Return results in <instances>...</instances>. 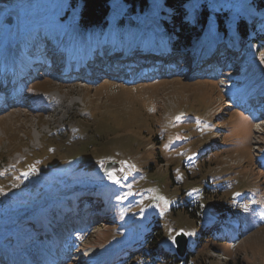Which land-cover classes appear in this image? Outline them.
Instances as JSON below:
<instances>
[{
	"label": "rangeland",
	"instance_id": "374dc122",
	"mask_svg": "<svg viewBox=\"0 0 264 264\" xmlns=\"http://www.w3.org/2000/svg\"><path fill=\"white\" fill-rule=\"evenodd\" d=\"M203 5L208 13L202 29L193 17ZM80 7L81 0H0V234H20L14 237L23 242L17 251H38L42 244L26 243L40 239L63 254L62 241L75 237L72 241L86 251L90 264H112L119 234H135L157 219L164 245L174 250V236L180 232L189 246L199 244L189 264H264V122L255 124L264 116V97L253 105L247 97L245 110L251 111L242 114L225 92L251 85L264 89L263 35L259 43H246L235 65L218 57L207 79L185 78L187 71L130 85L131 72L111 77L94 65H106L108 49L131 46L137 36L153 45L163 37L170 26L164 30L162 0H146L144 13H132L124 0H111L104 31L79 30ZM255 7L256 0H190L186 19L209 42L232 46L228 39L235 37L237 22L264 13ZM217 16L224 20V33L215 34ZM90 41L97 50L90 49ZM83 57L88 67L94 65L79 77L93 75L91 84L60 72ZM219 62L224 66L215 67ZM115 66L104 67L116 72ZM193 67L188 65L189 70ZM217 70L222 73L218 80L213 79ZM40 101L47 112L37 110ZM108 170L115 172L118 184L107 178ZM79 177L91 181L80 182ZM62 178L76 181L67 194L60 186ZM210 184L221 186L215 187L220 191L206 198L203 189ZM84 185L95 187L88 193L102 191L100 199L80 200ZM34 188L39 193L35 201L41 204L20 221L14 214L9 218L18 208L14 197L27 196ZM188 200L201 205L200 219L183 207ZM223 208L229 222L221 227L247 224L249 231L233 244L221 239L197 242L196 233ZM47 232L57 237L48 241ZM61 232L63 237L58 236ZM73 260L68 264H81L79 258Z\"/></svg>",
	"mask_w": 264,
	"mask_h": 264
},
{
	"label": "trees",
	"instance_id": "16d2710c",
	"mask_svg": "<svg viewBox=\"0 0 264 264\" xmlns=\"http://www.w3.org/2000/svg\"><path fill=\"white\" fill-rule=\"evenodd\" d=\"M110 1L111 0H81V7L79 9V15L77 17L78 27L83 31L93 28H99V29L109 28V23H110L109 15L111 13ZM124 1L130 6V10L132 11V13H144L146 0H124ZM189 1L190 0H162L163 5L165 6V11L163 13L164 15L163 26L165 30L167 29L166 25L169 24L170 32L173 34L174 42H173L172 54L174 55V57L165 60L164 62L165 64L162 65L161 67H164L166 65H170V66L175 65L176 67H178V65H176L177 64L176 57H180L181 61L184 60V64H185L187 59V54L185 51H181V49L183 48V46L189 44L190 42L189 38H191L195 34L201 33L199 28L198 30H196V28L192 26L191 19L189 20L186 19V12H187L186 7ZM203 6L202 9L199 10L198 16L194 15L193 17L194 19H197L199 23V27L202 29L205 26V18H206L205 14L208 13L206 10L207 9L206 6L204 7ZM255 8L256 11L259 10L264 11V0H256ZM216 20L219 22V24L215 26L216 28L215 31L217 32V34L224 33V29H225L223 26L224 20L220 18V16H217ZM121 26H122V20L119 22V24H117L118 28H120ZM250 29L253 31L251 33V36L248 37V33ZM234 34L235 37H232V39L238 42L239 50L232 54V58L236 59L237 54L246 48V43H248L249 40H252L255 43H259L258 38L262 35H263L262 38L264 40V13L263 14L257 13L253 17V19H251L249 22L246 19H240L237 22V26L235 28ZM110 38L111 41H113L112 35H110ZM145 45L146 48H148L149 45L151 44L148 45L146 44L145 41ZM212 64L206 65V67L211 68L207 72H202V73H198L197 75H190L187 77L185 76V78L199 77V78L207 79L206 74H208L210 71H212V69H214L212 68ZM178 68H179L178 69L179 73L176 75L175 72L169 75L168 78L182 75L186 71L185 67L180 66ZM146 80H147L146 78L143 80L144 83H146ZM39 110L46 112L48 111L47 108H39ZM40 163L41 162H38L39 165ZM96 176L98 177L97 174ZM65 178L61 179L60 184L62 185L61 187L63 188V191L68 192L70 186L72 187V184L75 183V181H73L71 184ZM170 179H172L174 182V176L173 178L172 176H170ZM78 181L88 183L91 181V179L89 177L86 178L79 177ZM13 185L14 184L12 183L11 186L17 189L16 186ZM84 187H90V186L84 185ZM215 187H221V186H215V184L214 185L210 184V186L204 187L202 194L206 198L211 196L212 194H216L217 192L220 191V189L219 188L216 189ZM35 191L36 189L34 188V190L28 192L27 196L23 195L20 198L14 197L13 200L18 202L17 203L18 208H16V211L14 213L11 212L9 213V218L19 217V216L20 218L21 216L26 217L27 215L32 213L33 209L36 208V206H39L41 204L39 203L37 205L35 201V199H37L39 195V193L37 195ZM22 202L24 204L23 208L21 206ZM207 204H205V206ZM25 207H28V209H25ZM183 207H185L186 209H192L191 212L188 211V214L196 220L200 219L203 216L201 205L195 201L188 200L183 204ZM0 212H3V209H0ZM12 214H14L15 216L12 217ZM226 218H227V212L223 208L210 222V224L201 228V230H199L196 233L198 235V238H196L195 240L197 242L200 239L218 240V238L221 236L220 231L224 228L221 227V225L229 222L227 220L229 218L227 219ZM157 221H158L157 219H152L151 224L148 226L147 229L145 228L146 227L145 224L142 228L140 227L137 233L135 234H119L120 240L117 241V245H116L117 252L115 256H113V261L111 259L112 261L111 263L112 264H189V261L190 259L193 258L196 249L199 247V244L197 243V245L194 248L193 246H189L185 258L183 260L179 259L178 256L173 253V249L170 245L168 244L164 245L162 243L163 240L162 229L158 225ZM8 223L11 224L13 228L16 227V223H11V222ZM212 229H215L216 234L212 233ZM237 231H238L237 239H235L234 242H237L238 240L243 238L245 233L249 231V227H247V224L246 225L239 224L237 226ZM11 235L20 236V234H15V233L11 234L10 232V237H12ZM0 236L2 237L6 245L11 244L9 242L10 239L7 237L8 234H0ZM15 243L17 242L15 241ZM118 251L120 252V255H118L119 253ZM118 256L119 259H117Z\"/></svg>",
	"mask_w": 264,
	"mask_h": 264
},
{
	"label": "water",
	"instance_id": "95a60500",
	"mask_svg": "<svg viewBox=\"0 0 264 264\" xmlns=\"http://www.w3.org/2000/svg\"><path fill=\"white\" fill-rule=\"evenodd\" d=\"M189 239L184 237L183 233H177L176 236H174V250L175 254L178 256V258H183L185 256L186 251L188 249Z\"/></svg>",
	"mask_w": 264,
	"mask_h": 264
},
{
	"label": "snow or ice",
	"instance_id": "6c2138e0",
	"mask_svg": "<svg viewBox=\"0 0 264 264\" xmlns=\"http://www.w3.org/2000/svg\"><path fill=\"white\" fill-rule=\"evenodd\" d=\"M176 119H179V117H177ZM99 164H102V162H98ZM124 163V162H121ZM30 171H35L34 168L30 169ZM25 175H27V173H24ZM107 178L113 183V184H118L119 183V179L118 177L115 175V172L113 170H108L107 171ZM119 199V197H118ZM156 199L159 200H163V197H156ZM164 203L166 204L167 201H164Z\"/></svg>",
	"mask_w": 264,
	"mask_h": 264
},
{
	"label": "bare ground",
	"instance_id": "6f19581e",
	"mask_svg": "<svg viewBox=\"0 0 264 264\" xmlns=\"http://www.w3.org/2000/svg\"><path fill=\"white\" fill-rule=\"evenodd\" d=\"M171 34H172V33H171ZM172 37H173V34H172ZM172 41H173V40H172ZM144 48H145V47H144ZM144 48H141V50L144 49ZM2 72H4V70H3ZM260 81H261V80H260ZM238 94H239V92H238ZM38 108H42V106H39ZM234 230L237 231V229H234ZM237 232H238V231H237ZM237 234H238V233H237ZM65 250L68 251L69 249L66 248ZM90 252H91V251H89V254H90ZM78 253H79V252H78ZM10 255L12 256L13 253H10ZM5 258H6V256H5ZM7 259H8V256H7V258L5 259V261H7ZM3 261H4V260H3ZM24 263H26V260H24L22 264H24Z\"/></svg>",
	"mask_w": 264,
	"mask_h": 264
}]
</instances>
